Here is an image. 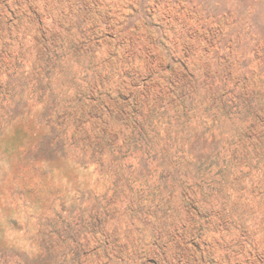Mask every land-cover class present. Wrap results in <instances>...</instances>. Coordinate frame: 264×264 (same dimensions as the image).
<instances>
[{
    "label": "rangeland",
    "instance_id": "obj_1",
    "mask_svg": "<svg viewBox=\"0 0 264 264\" xmlns=\"http://www.w3.org/2000/svg\"><path fill=\"white\" fill-rule=\"evenodd\" d=\"M0 264H264V0H0Z\"/></svg>",
    "mask_w": 264,
    "mask_h": 264
}]
</instances>
